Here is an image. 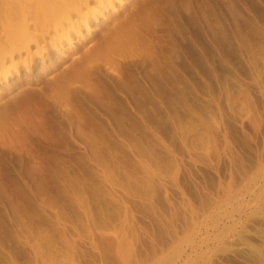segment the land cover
I'll use <instances>...</instances> for the list:
<instances>
[{"label": "rangeland", "instance_id": "374dc122", "mask_svg": "<svg viewBox=\"0 0 264 264\" xmlns=\"http://www.w3.org/2000/svg\"><path fill=\"white\" fill-rule=\"evenodd\" d=\"M102 1L0 0V264H264V0Z\"/></svg>", "mask_w": 264, "mask_h": 264}, {"label": "bare ground", "instance_id": "6f19581e", "mask_svg": "<svg viewBox=\"0 0 264 264\" xmlns=\"http://www.w3.org/2000/svg\"><path fill=\"white\" fill-rule=\"evenodd\" d=\"M101 1H102V0H101ZM100 3H103V1L100 2ZM105 4H106V3H105ZM102 7H103L102 5H99V6L95 7L94 10H93V9L91 10V13H94L95 15H96V14H99V13L101 14V12H102ZM114 11H115V10H114ZM86 20H87L86 17L83 18V21H86ZM90 30H91V29H90ZM68 41H69V40H68ZM6 76H7V77L10 76V73L7 72L6 75H4V77H6Z\"/></svg>", "mask_w": 264, "mask_h": 264}]
</instances>
